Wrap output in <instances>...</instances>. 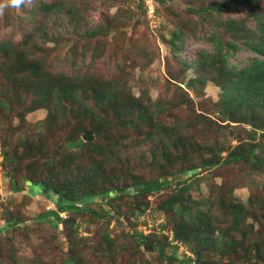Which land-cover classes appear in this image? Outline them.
I'll use <instances>...</instances> for the list:
<instances>
[{
    "label": "trees",
    "instance_id": "1",
    "mask_svg": "<svg viewBox=\"0 0 264 264\" xmlns=\"http://www.w3.org/2000/svg\"><path fill=\"white\" fill-rule=\"evenodd\" d=\"M230 1L235 8L247 7L246 15L242 19L217 20L207 36L213 50H198L191 63H186L188 68L196 65L197 74L185 84L213 82L219 88V97L212 102L218 121L249 124V139L244 147L242 142L234 145L223 159H220L221 149L215 150L214 156L201 162L200 168L205 169L230 160L246 159L253 164L264 160V155L261 157V152L264 154V0ZM48 5L60 10V4ZM229 7L225 0L202 5L194 11L197 23L204 26L209 15L221 14ZM248 20L254 23L247 24ZM220 24L222 32L217 28ZM175 26L170 42L177 40L181 44L191 27L186 22ZM37 33L41 34L40 26H37ZM29 38H24L19 47L8 40H0V164L11 173L13 190L22 189L14 174L23 172V182L40 185L53 196L51 201L55 208L40 213L36 220L49 222L53 230L65 237L69 257L63 259L62 264H92L84 249L78 248L83 246L90 251L89 243L95 253L111 261L132 249V254L142 259L155 252L160 264H264V228L258 241L245 242L250 230L243 219L241 205L235 203L230 210L216 212L204 198H184L182 191L189 193L191 188L188 177L180 179L179 195H170L158 206L164 214L180 215L171 220L168 229L162 224L159 226L165 232L145 233L134 225L132 231L119 233L128 236L131 243L117 241V236L111 234L109 222L114 220L122 225L124 212L114 207L115 201L127 196L135 200L145 198L159 192L168 182L164 177L145 178L125 166V157L116 152L120 140L115 137L119 133L116 127L121 125L133 130V137H137L146 126L149 129L144 131L147 137L161 140L163 131L153 133L151 126L152 119L164 106L136 103L135 98L116 83H97L102 80H81L64 72L50 71L42 58L33 56L34 41ZM241 48L253 52L249 62L239 68L228 65L229 55ZM180 61L185 65L183 59ZM38 109L47 110L44 119L34 129L28 126L24 139L15 142L12 134L23 131L27 126L26 116ZM14 118L17 123L13 122ZM159 125L163 127L160 122ZM86 129L92 131L93 141L82 139ZM50 132L59 135L60 141L52 143L59 139H52L57 136L51 137ZM165 133H170V129L165 128ZM257 136L261 138L253 142ZM22 155L29 160L23 162ZM161 156V161L170 160L165 150ZM185 171L181 165L176 172L180 176ZM96 198H99L100 210L91 206ZM138 207L130 211L134 217L143 211ZM5 213L2 217L5 227L16 229L24 222ZM78 218L86 226L98 219L101 225L95 230H99L98 236L80 234L78 225L74 226ZM168 230L172 231L171 240L166 234ZM0 233L3 234L1 229ZM184 246L188 250L179 253V247ZM215 256L217 258H213Z\"/></svg>",
    "mask_w": 264,
    "mask_h": 264
},
{
    "label": "rangeland",
    "instance_id": "2",
    "mask_svg": "<svg viewBox=\"0 0 264 264\" xmlns=\"http://www.w3.org/2000/svg\"><path fill=\"white\" fill-rule=\"evenodd\" d=\"M211 1L216 0H0V40H8L19 47L24 38L30 37L34 41L33 56L42 58L50 71L64 72L81 80H102L97 83H116L134 97L136 103L164 106L152 119L151 126L153 133L163 131L161 140L147 137L144 131L149 129L146 126L141 128L143 133L137 137H133V130L121 125L116 127L119 133L115 137L120 139L116 152L125 157V166L145 178L164 177L168 182L159 192L145 198L135 200L127 196L115 201L114 207L124 212L122 225L114 220L109 222L111 234L117 236V241L131 243L128 236L119 233L121 230L132 231L134 225L145 233L161 231V224L168 229L171 220L180 215L174 212L164 214L158 206L170 195H179L180 179L186 177L191 188L189 193L182 191L184 198H204L216 212L230 210L233 204H240L243 219H246L250 230L245 242H256L262 235L264 160L259 164L246 159L230 160L207 169L200 168L201 162L218 148L221 149L220 159H223L239 142L244 147L250 129L247 123L218 121L212 102L218 99L219 88L213 82L185 84L197 74L196 65L188 68L186 63H191L198 50H213L207 36L212 33L217 20L229 17L242 19L246 15L247 7L235 8L232 1L225 0L230 7L221 14L209 15L205 25L201 26L194 11ZM47 3L60 4V10L51 9ZM149 4L153 8L151 16L148 15ZM179 22H186L191 27L181 44L177 40L170 42L172 31ZM247 22L254 23L252 20ZM37 26H40L41 34L37 33ZM217 28L223 31L222 24ZM252 55L250 50L241 48L229 55L228 65L239 68L248 63ZM46 113V109L29 113L25 129L12 134L14 141L24 139L28 126L33 129L39 126ZM13 122L17 123V119L14 118ZM8 123L9 119L6 120ZM3 128L7 130L6 126ZM165 128H169L170 133L166 134ZM53 132L49 135L57 136L52 139L59 140L51 141L56 143L60 138ZM260 138L257 136L252 141ZM163 150L170 156L167 163L161 161ZM181 154L187 157L183 158ZM263 155L261 152V157ZM21 159L23 162L29 160L24 155ZM181 165L186 171L178 176L176 171ZM23 174H14L17 185L22 189L13 190L11 173L0 164V229L3 232L0 233V264H62L63 259L69 257L65 237L53 230L49 222L36 220L40 213L55 208L51 201L53 196L40 185L23 182ZM137 205L143 211L134 217L130 211ZM91 206L100 210L99 198ZM5 211L24 222L16 229L5 227L2 220ZM60 216L64 217L65 213H60ZM75 224L80 234L92 238L98 236L99 230H95L101 226L98 219L86 226L78 218ZM166 234L171 240L172 231L168 230ZM89 246L90 251L83 246L78 248L84 249L92 264H160L155 252L142 259L129 249L116 261H111L95 253L92 243ZM185 250H188L187 246L179 247V253Z\"/></svg>",
    "mask_w": 264,
    "mask_h": 264
},
{
    "label": "water",
    "instance_id": "3",
    "mask_svg": "<svg viewBox=\"0 0 264 264\" xmlns=\"http://www.w3.org/2000/svg\"><path fill=\"white\" fill-rule=\"evenodd\" d=\"M81 137L84 141H91L93 139L94 135H93L91 130H85V131H83Z\"/></svg>",
    "mask_w": 264,
    "mask_h": 264
},
{
    "label": "built area",
    "instance_id": "4",
    "mask_svg": "<svg viewBox=\"0 0 264 264\" xmlns=\"http://www.w3.org/2000/svg\"><path fill=\"white\" fill-rule=\"evenodd\" d=\"M152 13H153V8H152V6L149 4V6H148V15L151 16Z\"/></svg>",
    "mask_w": 264,
    "mask_h": 264
}]
</instances>
